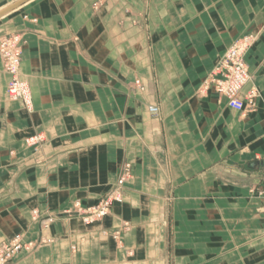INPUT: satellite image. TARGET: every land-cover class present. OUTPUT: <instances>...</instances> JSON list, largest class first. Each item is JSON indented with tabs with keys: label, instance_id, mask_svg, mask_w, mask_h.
<instances>
[{
	"label": "crops",
	"instance_id": "crops-1",
	"mask_svg": "<svg viewBox=\"0 0 264 264\" xmlns=\"http://www.w3.org/2000/svg\"><path fill=\"white\" fill-rule=\"evenodd\" d=\"M13 34L32 106L8 98L0 59V243L39 244L9 264H264V0H27L0 17ZM246 36L258 96L237 112L201 88ZM125 164L104 219L67 215Z\"/></svg>",
	"mask_w": 264,
	"mask_h": 264
},
{
	"label": "built area",
	"instance_id": "built-area-1",
	"mask_svg": "<svg viewBox=\"0 0 264 264\" xmlns=\"http://www.w3.org/2000/svg\"><path fill=\"white\" fill-rule=\"evenodd\" d=\"M252 36H246L235 41L224 53L218 64L213 68L209 76L202 84L201 93L213 90L215 94L226 100L227 106L237 112L253 111L256 106L257 91L252 87L245 94L243 88L250 81L248 66L245 55L253 42ZM23 40L19 34H13L0 38V59L3 70L10 77L7 84V96L10 100L22 102L24 108L30 111L32 106L31 91L28 83L24 81L19 73L21 64ZM138 86H141L137 82ZM148 111L152 116H158L159 107L151 105ZM40 136H34L27 140L30 145L39 143ZM130 177V165L125 164L121 170L117 184L111 191L101 198L95 205L84 207L75 203L67 215L80 218L84 224H92L104 219L113 205L123 202V184ZM264 201V191L259 193ZM34 221L39 220L37 211L32 213ZM43 228L48 224L42 220ZM119 239V235H114ZM39 242L25 241L21 234L15 235L6 242L0 243V264H9L18 253L35 250Z\"/></svg>",
	"mask_w": 264,
	"mask_h": 264
},
{
	"label": "water",
	"instance_id": "water-1",
	"mask_svg": "<svg viewBox=\"0 0 264 264\" xmlns=\"http://www.w3.org/2000/svg\"><path fill=\"white\" fill-rule=\"evenodd\" d=\"M26 1H27V0H22V1L18 2L17 4H14L13 6L7 8L6 10L0 12V17H1L2 15L6 14V13H8V12H10V11H12L13 9L19 7L20 5H22V4L25 3Z\"/></svg>",
	"mask_w": 264,
	"mask_h": 264
},
{
	"label": "rangeland",
	"instance_id": "rangeland-1",
	"mask_svg": "<svg viewBox=\"0 0 264 264\" xmlns=\"http://www.w3.org/2000/svg\"><path fill=\"white\" fill-rule=\"evenodd\" d=\"M261 191H264V190H260V191H257L256 192V194H257V196L259 197V198H261V196L259 195V193L261 192ZM261 200H262V198H261ZM263 201V200H262ZM264 202V201H263Z\"/></svg>",
	"mask_w": 264,
	"mask_h": 264
}]
</instances>
